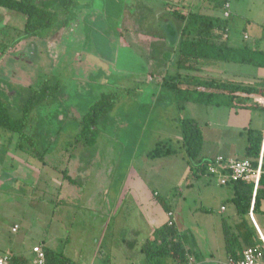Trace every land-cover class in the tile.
<instances>
[{
	"label": "rangeland",
	"instance_id": "obj_1",
	"mask_svg": "<svg viewBox=\"0 0 264 264\" xmlns=\"http://www.w3.org/2000/svg\"><path fill=\"white\" fill-rule=\"evenodd\" d=\"M163 2L183 11L199 8L220 14L206 0ZM110 5V25L132 23L128 34L125 32L127 39H120V35L116 39L115 32L106 36L97 28L98 35L91 34L88 39H63L57 45L63 48L61 54L51 41L30 39L23 30L16 29L20 32L16 38L9 34L0 39V83L19 91L10 95L15 114H19L21 92L30 84L49 77L52 83L58 80L62 88L34 111L31 129L38 138L37 148L45 151L43 158L17 148L18 134L0 128V250L10 245L31 250L34 244L45 242L76 262L100 264L102 257L110 258L112 246L123 239L131 240L132 230L139 231L140 240L148 236L155 222L153 213L158 208L164 211L154 196L155 204L149 202L155 190L174 205V222L187 238L188 247L196 250L197 264H206L211 252L224 256L222 221L233 225L238 216L231 201L232 187L221 184L219 176L205 174L195 181L187 179L194 162L183 147L179 119L193 117L201 125L203 156L228 152L240 157L246 145L245 130L249 126L263 129L264 111L236 112L193 102H181L180 108L166 93L158 100L162 79L159 60L147 54L148 39H133V33L148 38L154 29L160 27L162 31L165 23L160 26L152 12L150 15L129 0H111ZM75 8L69 12L71 18L76 17ZM9 13L15 17V28L22 27L20 20H25V15L16 10ZM165 28L167 33L168 29L174 32L173 26ZM245 33L249 35L248 44L262 39L260 47L264 49V0H231L230 41L242 43ZM31 43L36 49L37 71L14 55ZM104 48L123 49L127 54L124 60L129 58L124 67L116 58L110 64L92 55L95 59L91 56L92 65L86 68L88 56L98 50L104 54ZM157 55H153L155 59ZM167 65L164 72L173 73L175 67L169 62ZM220 67L231 70L226 77L246 82L264 77L263 67L238 63ZM112 92H118L119 99L99 123L96 142L86 146L75 143L82 114L102 93ZM159 141L171 144L178 152L150 157ZM65 169L76 180L74 183L63 179ZM257 222L264 228V214L257 215ZM15 224L19 228L14 231Z\"/></svg>",
	"mask_w": 264,
	"mask_h": 264
},
{
	"label": "trees",
	"instance_id": "obj_2",
	"mask_svg": "<svg viewBox=\"0 0 264 264\" xmlns=\"http://www.w3.org/2000/svg\"><path fill=\"white\" fill-rule=\"evenodd\" d=\"M220 14L206 13L199 8L177 12L176 16L182 21L180 34L171 65L173 73H163L160 85L161 100L166 93L181 108V102H193L218 107H227L235 111L241 109L264 111V105L256 98H264V77L253 82L233 78H222L209 74L212 69L223 63H238L264 68V49L260 47L262 39L254 44H248L245 37L240 44H233L229 36V18L224 17L222 9L225 0H206ZM0 5L16 10L25 15L23 32L28 37H45L57 23L56 15L42 6L37 0H0ZM231 16V15H230ZM58 80L53 83L50 79L39 80L30 84L21 92L19 114L12 109L13 99L9 100L0 92V128L18 134L17 148L44 157L45 151L37 148V136L32 132L34 111L51 97L57 96L61 90ZM19 94V91L16 90ZM24 93V95H23ZM126 93L132 92L127 90ZM119 99L118 92L102 93L80 118V130L75 143L93 145L99 133V123L113 110ZM179 127L183 147L190 160L187 179L198 180L203 175L210 176L209 164L216 157L202 155L204 133L199 122L193 117H181ZM244 153L238 158H247L257 165L260 153L264 159V130L247 127ZM11 140V139H10ZM178 149L171 144L159 141L150 152V157H167L174 155ZM225 156V155H223ZM63 171V179L71 183L76 180ZM226 172V171H224ZM213 175V174H211ZM227 185L232 187L233 201L238 219L231 225L222 221V230L226 254L229 259H241L245 247L262 245L257 229L249 216L253 204V214H264V174L261 175L258 188L254 192L253 180H229ZM154 198L166 213L171 216L152 235L147 237L141 246V253L148 264H181L191 257L197 259L195 249L188 247L187 238L180 234L173 219L174 205L161 197L158 192ZM225 208V207H224ZM205 210V208H203ZM207 210V209H206ZM124 245L132 246L128 239H123ZM46 264H82L74 261L64 252L56 251L47 244L42 245ZM18 256L12 255V264L18 262ZM264 261V249H263Z\"/></svg>",
	"mask_w": 264,
	"mask_h": 264
},
{
	"label": "flooded vegetation",
	"instance_id": "obj_3",
	"mask_svg": "<svg viewBox=\"0 0 264 264\" xmlns=\"http://www.w3.org/2000/svg\"><path fill=\"white\" fill-rule=\"evenodd\" d=\"M37 1L42 6L54 12L56 15V21H57V23L52 27V29L48 32V34L45 37H38V39H47L48 41H51V43L55 45V47L58 44H60L63 41V39H69V40L70 39H88L91 36V34L98 35L97 31L95 30L97 28L104 30V35L106 36H108L109 33H111L112 35L115 32L116 39H119V35H120V39H127V36L125 34L126 32L125 29L120 28L119 32H117L116 29L114 28L110 29L106 27L107 26L106 24L108 23L106 20H104V16H102V6H104L106 0L104 3H101L100 0H82V1H79V0H44V3L47 2L46 4H42V0H37ZM129 1L134 3L135 5L137 4L138 6H142L143 11L147 10V8L144 7L145 3L142 2L143 0H129ZM75 2H78L79 9L75 8V5H76ZM160 3H161L160 8L158 12L155 13L156 19L160 26L162 22L165 23L164 29H166L165 28L166 25L173 26L174 32L172 33L171 29H168V33L164 29H163L164 31L163 30L161 31V28L157 25L159 27V31L161 32V34H163V37L165 39H175V41H177V39L179 38L180 27H181L182 21L179 18H177L176 13L182 12L183 9H178V6H174L173 4L170 5L169 2L168 4L164 2L162 3V0H160ZM146 7L148 6L146 5ZM74 8L76 10L74 11L76 17L71 18L70 13H71V10L72 11L74 10ZM164 9L166 12L165 14H164ZM120 25H123V24L120 23L119 26ZM76 35H78V38ZM152 35L157 36V32H154V34ZM98 38L99 37H95V39H98ZM142 38L148 39L149 37L147 38L144 36H140V35H137L136 33H134L133 35V39H142ZM174 47H175V44L171 45L172 49H175ZM57 49H58L57 52L61 54L63 48L61 47L58 48L57 46ZM104 49L105 50H102L104 54H101L99 50L97 51L99 55H97V53L95 54V53L88 52V55L90 53L91 55L88 56L89 57L88 61L84 62V64L87 65V66L84 65V68L85 66L86 68L90 67V64L92 65V63L90 62V58L92 55H96V58H101V59L104 58L106 62H109L110 64L112 63L113 59L116 58L118 61V64H120L123 67L129 59L127 57V60H124V57L126 59L127 54L123 49L121 51H119V49H116L114 51H109L108 48H104ZM20 51L21 52L14 54L16 59H19V60L21 59L20 61L23 63H26L28 65L27 67L31 66L32 68L35 67L36 69V66H37L38 68L37 62L36 63L34 62V55L36 53V49H34V43H31L29 46L22 48ZM126 66H129L128 63L126 64ZM84 68H81V69L83 70V73L85 74V76H87V73L85 70L86 68L85 69ZM25 70L26 72L28 71V69H25ZM37 82L38 81H36V83ZM6 84H7L6 82L0 83V92L3 94L4 97L11 100L13 98H11L10 95L12 91L14 90L13 88H10V86ZM14 92L16 93V90Z\"/></svg>",
	"mask_w": 264,
	"mask_h": 264
},
{
	"label": "crops",
	"instance_id": "obj_4",
	"mask_svg": "<svg viewBox=\"0 0 264 264\" xmlns=\"http://www.w3.org/2000/svg\"><path fill=\"white\" fill-rule=\"evenodd\" d=\"M110 2H111V0H106L105 5L102 6V16H104V20H106V21H107L109 12H111L110 8H113V6L110 5ZM142 2H144L145 5L148 6L147 11H149L150 15H152L151 12L155 15V13L158 12V10L160 8V4H161L160 0H143ZM9 10H11V9L0 5V39L8 38L9 34L11 36H13L14 38H16L17 34L20 33V32H18V30L22 31L24 28L25 20H23L24 22L22 20H20V23H23L22 27L17 26V28H15V24H14L15 17H13L11 15V13H9ZM107 23H108V26H106L107 28H110V29L114 28V29H116L117 32H119L120 28H122V29H125L126 33L128 34V31L131 30V28H132L131 22H129L126 26H124V25L119 26L118 25L117 27L110 25V23L108 21H107ZM16 29H18V30H16ZM154 32H157L158 37L150 35V37L147 40V42H149V44L145 49H146L147 54L150 57H152L153 60H159L157 67L159 68V70L163 74L165 69H167V67H168L167 62L171 63L170 60L173 59V57H174V49L172 51L171 50L172 48H170V46L175 44V48H176L178 39H177V41H175V39H165L163 37V34H161V32L159 30L154 29ZM133 35H134V33H133ZM33 38L34 37H30V39H33ZM19 52H21V51L19 50V51L15 52V54H17ZM154 54L159 55V56L157 55L158 56L157 59L154 58V56H153ZM230 71L231 70L229 68L226 69V67H223V68L218 67V68H215V69H212L211 71H209V74H212V72H213L215 74L220 75L219 77L230 78V77L225 76V73L230 72ZM234 73H236V72H234ZM236 74L239 75V73H236ZM221 75H223V76H221ZM233 79H238V78L233 77ZM230 110L235 111L234 109H230ZM241 110H248V109H241ZM241 110H238V111H241ZM261 130H264V128ZM217 155L232 156L228 152H223V153H217L214 155H209V157H215ZM155 192H157V191H155V190L153 191L151 199L149 197L150 204H155V201L153 200V196H154ZM222 207H225V206L222 205ZM224 209L226 210V208H224ZM158 213H159V215H158ZM153 215L154 216H152V218L155 222H154V224H152L153 228L150 230V233L148 234L147 237L151 236L154 229L161 226L168 218L166 212L164 214V211L163 212L159 211V208H158V210L156 209V212L153 213ZM15 225H18V224H15ZM258 225H259L262 233L264 234V232H263L264 228H262L263 224H261L262 226H260V224H258ZM13 227H12V230H13ZM130 236H131V240H130L129 244H131L132 246L124 245L123 240H120V244L114 245L111 247L112 251L109 255L110 258H106L104 256V257H102L101 262L103 261L105 263V261H108V262H106L107 264H148L147 261L145 260V258L143 257L141 251H140L141 246L147 237L142 238L140 240L138 230H132V234ZM44 243L45 242H41L39 244L43 245ZM35 245H38V244H34L33 246H35ZM32 247L30 250V248L29 249L28 248L27 249H25V248H13V246L10 245L9 247H5L2 250H0V255L4 254L6 252H10V253H12V255H17L19 257L18 262H20L22 264H35V254L32 251ZM224 253H225L224 256H219V254L217 256H215L214 253L211 252L209 258H207L205 261L206 264H227L229 257L226 254V250L224 251ZM196 260L198 261V258ZM101 262H100V264H101ZM13 264H16V263L13 262Z\"/></svg>",
	"mask_w": 264,
	"mask_h": 264
},
{
	"label": "built area",
	"instance_id": "obj_5",
	"mask_svg": "<svg viewBox=\"0 0 264 264\" xmlns=\"http://www.w3.org/2000/svg\"><path fill=\"white\" fill-rule=\"evenodd\" d=\"M222 14L224 17H230L231 15V0H225L222 9ZM245 37H248L245 34ZM256 101L264 105V98L258 97ZM208 171L211 174L219 176L221 184H227L229 180H253L254 182V192L258 188L260 177L264 174V159L263 151L257 161V165L254 166L252 161L247 158H238L232 156L217 155L214 161L209 164ZM226 171V172H224ZM224 209V207H222ZM171 213H167L169 218ZM249 216L253 221L257 232L261 238L262 245L245 247L242 253V258L228 259L227 264H264L263 261V249H264V234L262 233L255 216L253 214V204L251 206ZM167 218V219H168ZM18 225L13 227V230L18 229ZM32 251L35 254V264H46V255L42 245L38 244L32 247ZM0 264H12V253L6 252L0 255ZM181 264H197V260L191 257L188 261Z\"/></svg>",
	"mask_w": 264,
	"mask_h": 264
}]
</instances>
